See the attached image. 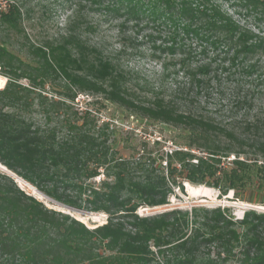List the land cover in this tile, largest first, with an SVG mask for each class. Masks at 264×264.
I'll return each mask as SVG.
<instances>
[{"label":"trees","instance_id":"trees-1","mask_svg":"<svg viewBox=\"0 0 264 264\" xmlns=\"http://www.w3.org/2000/svg\"><path fill=\"white\" fill-rule=\"evenodd\" d=\"M97 1L112 15L127 16L125 23L140 26L147 16L169 26L166 50L178 56L175 66L187 81L174 85L173 96L158 91L148 103L141 101L128 87V72L83 39L78 20L58 38L30 41L27 60L0 43V67L8 77L0 89V163L7 168L0 169V264H264V210L248 208L242 218L232 206L207 204L139 212L168 205L176 188L185 191V181L221 196L233 190L240 200L264 205V138L238 136L174 101L206 89L222 53L254 74L258 63L252 59L264 56V35L242 25L217 0ZM238 2L264 14V0ZM22 21L18 3L0 11V26L28 38ZM194 40L195 56L203 59H193L191 43H185ZM211 53L214 58L206 57ZM59 80L65 91L49 97L47 84ZM79 92L179 128L186 141L167 150L161 139L145 140L122 155L106 131L109 122L98 125L89 111L71 112ZM245 145L258 150L262 165L248 157L222 165L232 154H247ZM14 174L62 203L104 213L105 222L91 228L48 207L22 189ZM251 187L250 197H240Z\"/></svg>","mask_w":264,"mask_h":264},{"label":"rangeland","instance_id":"rangeland-1","mask_svg":"<svg viewBox=\"0 0 264 264\" xmlns=\"http://www.w3.org/2000/svg\"><path fill=\"white\" fill-rule=\"evenodd\" d=\"M217 1L242 25L264 35V14L249 12L239 4L238 0ZM10 3L20 5L23 13L22 27L28 38L24 34L0 26V43L23 59H29L30 41L38 45L58 38L68 31L71 22L78 20V31L83 39L102 49L128 72V87L141 101L148 103L158 91L168 97L173 96L174 85L187 81L182 72H178V66H175L179 60L178 56L166 50L168 43H171L169 37L172 30L160 20L155 21L145 16L140 26L134 21L125 23L127 16L112 15L107 4L99 3L97 0H0V11H6ZM185 43H191L190 48L194 51L193 59H203L200 55L195 56V49L199 50V44L195 40ZM206 57L215 56L211 53ZM215 59L212 76L216 75V78L206 89L201 90L195 98L188 97V100H185L184 96L179 95L174 97V101L183 111L210 118L225 129L236 132L238 136L264 138V56L257 55L252 59L253 62L258 63L254 74L247 73L239 62L231 64L228 56L224 59V53L216 56ZM21 81L25 85L29 84L28 79ZM64 83V80H59L56 84H47L46 94L58 98L60 93L65 91ZM244 96L247 98L243 102ZM239 100L241 101L238 102ZM86 111L90 112L91 119L98 121V125L109 122L106 131L110 134L114 148L122 155H130L138 144L145 140L161 139L162 144L166 146L180 145L186 141L184 131L179 128L159 121H151L102 96L79 92L71 103V112L82 116ZM232 147L235 150L240 149V142L235 141ZM244 149L247 154H242L239 158L232 154L228 158H223L222 165L227 167L232 165V160H245L246 157L250 159L249 161L256 159L258 164L262 165L263 161L259 158L255 147L245 145ZM195 152L202 154L199 150ZM0 169L5 170L1 167ZM186 182H184L185 191L176 188V194L171 196L168 205L141 208L139 212L151 213L175 206L191 208L194 205L207 204L232 206L235 217L242 218L244 207L241 204L264 208V205L236 198L233 190L221 196L220 191L213 188L209 198L191 195ZM20 187L32 195L28 189L21 185ZM252 193L254 189L251 187L245 191V196L240 197H250ZM44 203L51 207L45 201ZM241 212L242 217L238 214ZM84 216H88L85 221L76 217L91 228L106 220L104 213Z\"/></svg>","mask_w":264,"mask_h":264},{"label":"bare ground","instance_id":"bare-ground-1","mask_svg":"<svg viewBox=\"0 0 264 264\" xmlns=\"http://www.w3.org/2000/svg\"><path fill=\"white\" fill-rule=\"evenodd\" d=\"M1 164V163H0ZM18 183L25 189H28L32 194H34L37 198L42 199L43 201H45L49 206L51 207H55V208H60L57 203L51 201L50 199L43 197L40 193H38V191H36L35 187H33L30 183H27L26 181L23 180H18ZM188 188H189V193L191 195H200V196H204V197H208L211 194V191L213 190V188L211 187H207L205 185H192V183L186 182ZM213 193V192H212ZM232 195V194H231ZM52 203V204H51ZM240 217H242V212L238 213ZM75 216L79 217L81 220L85 221L88 216H84L85 214H81V213H74ZM92 220V219H90ZM104 223V222H103ZM97 225V224H96Z\"/></svg>","mask_w":264,"mask_h":264},{"label":"water","instance_id":"water-1","mask_svg":"<svg viewBox=\"0 0 264 264\" xmlns=\"http://www.w3.org/2000/svg\"><path fill=\"white\" fill-rule=\"evenodd\" d=\"M0 167L3 168V169H5V170H7V168H6L5 166H3L2 164H0ZM8 171H9V170H8ZM14 176L16 177V181H17V182H18V180H23V181H25L24 179H22V178L19 177V176H16L15 174H14ZM26 182H27V181H26ZM27 183H29V182H27ZM31 185H32V184H31ZM19 186H20V184H19ZM32 186L35 187L34 185H32ZM35 189H36V191H38V193H40L43 197H46V198L50 199L51 201L57 203V205L60 207V208H55V207H50V208H53V209H56V210L62 211V212H64V213H68V214H70V215H72V216H75V215H74L75 212H77V213H81V214H87V215H94L93 212L86 211V210H82V209H77V208H75V207H72V206H70V205H67V204H65V203H62V202H60V201H58V200H56V199H54V198L48 196L47 194H45L44 192L40 191V190L37 189L36 187H35ZM32 195L35 196L34 194H32ZM35 197H36V196H35ZM43 202H44V201H43ZM234 204H237V203H234ZM241 206L244 207V211H245L246 209H248V208H257V209L264 210L263 207L255 206V205H252V204H241ZM104 216H106V215L104 214ZM75 217H76V216H75ZM76 218H77V217H76Z\"/></svg>","mask_w":264,"mask_h":264},{"label":"built area","instance_id":"built-area-1","mask_svg":"<svg viewBox=\"0 0 264 264\" xmlns=\"http://www.w3.org/2000/svg\"><path fill=\"white\" fill-rule=\"evenodd\" d=\"M7 81H8V77L5 76L2 73L1 67H0V89H3L5 87ZM174 147L179 148V147H177L176 145H173V144L169 145V146L168 145L166 146L167 150H172Z\"/></svg>","mask_w":264,"mask_h":264}]
</instances>
